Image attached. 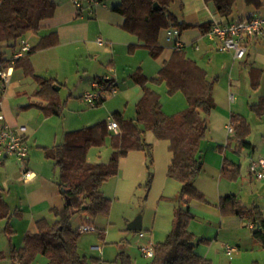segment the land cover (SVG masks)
Listing matches in <instances>:
<instances>
[{
	"label": "trees",
	"instance_id": "trees-1",
	"mask_svg": "<svg viewBox=\"0 0 264 264\" xmlns=\"http://www.w3.org/2000/svg\"><path fill=\"white\" fill-rule=\"evenodd\" d=\"M118 12L124 18L123 29L137 38L138 44L130 45V50L139 46L147 49L152 58H158L163 47L159 42L161 31L171 27L178 30L187 25L179 21L172 11L174 4L181 0H119ZM210 2L214 11L228 17L237 0H205ZM247 5L259 9L264 0H244ZM157 3L154 9L153 4ZM55 0H0V43L15 48L28 33H37L40 24L50 19L56 9ZM212 24H204L207 31ZM260 39V38H259ZM257 39V40H259ZM57 43L54 34L43 37L36 45L29 48L26 57L36 50L45 49ZM182 49H173L169 58L164 61L153 78L145 77L140 70L130 74L131 79L141 87L142 96L134 107V117L126 118L122 113L111 114V120L118 127L115 134L108 129V120L99 121L91 126L68 132L64 141L52 148H45V156L51 160L59 171L58 186L60 194L69 205L61 211H55L56 220L36 221V231L27 233L19 248L11 247L7 253L0 252V259L8 257L12 264H32L37 256H44L47 264H87L84 256L78 252V242L82 235L79 229L71 226V215L83 213L87 215L85 224L94 230L93 218L107 216L110 200L100 190L101 185L115 177L119 170V161L129 152L140 151L145 155L148 171L147 187H149L154 164L153 146L145 139L146 133H152L157 139L168 143L171 155L167 176L178 182L180 186L177 203L174 206V217L170 231L163 242L153 245V256L146 264H210L195 253L193 234L188 231L187 223L193 217L189 210L190 201L209 204V201L194 186L196 177L203 166L199 158L200 144L207 132L206 117L215 108L213 87L216 79L210 80L205 70L193 60L187 58ZM24 58V57H23ZM23 58L17 59L16 66ZM11 59L0 53V69L6 67ZM39 89L34 97L41 103L31 106L40 108L45 116L58 115L62 104L56 99L53 81L39 80ZM101 83L102 80H99ZM105 84V95H110V88L116 89L112 80ZM164 84L168 95L181 93L187 103L182 111L167 115L160 101V95L151 85ZM101 94L96 106L105 100ZM44 103V104H43ZM251 112L257 117L264 115V95L258 102L249 105ZM232 135L228 137L226 146L219 148L233 149L236 153H251L252 145L246 140L250 133V125L245 118L232 114L229 119ZM109 137L111 154L107 162L90 163L87 161L88 150L101 148ZM239 164L224 159L220 177L228 182H235L240 177ZM222 216L233 215L254 223L251 237L264 248V218L257 206L245 207L236 195L220 197L216 206ZM8 217V206L0 198V219ZM6 232L10 237L8 227ZM97 231V230H96ZM9 232V233H8ZM103 232L98 236L103 239ZM98 261V260H97ZM121 264H132L126 255L121 256Z\"/></svg>",
	"mask_w": 264,
	"mask_h": 264
},
{
	"label": "crops",
	"instance_id": "crops-1",
	"mask_svg": "<svg viewBox=\"0 0 264 264\" xmlns=\"http://www.w3.org/2000/svg\"><path fill=\"white\" fill-rule=\"evenodd\" d=\"M238 1L239 0H237L236 3ZM241 1L243 2L245 12H248L246 15L235 13V9H237L235 3L232 13L228 17L220 16L214 11L213 5L205 0H181L180 4H176L179 15L174 13L177 15L179 21H183L187 25V27L181 31H190V43L197 45L198 43H202L200 39L206 35L207 27H201L204 24L217 23L226 25L238 19L264 15V6H261L259 9H254L253 6L247 5L244 0ZM55 2L57 6L53 16L40 24V29L37 33H28L30 36L28 38L23 37L21 40L32 47L43 37L54 34L57 43L48 48L36 50L26 58L25 55L16 66H11L10 62H8L6 67L3 68L7 72V79L3 82L0 81V115L4 118L3 124H7L14 131L21 132L28 147L27 165L28 168L34 172L32 179L23 181L21 178V166L8 156H0V198L8 206V217L1 218L0 220L6 221L2 229L4 234L8 236L6 232L7 227L9 228L8 230L11 231L10 233L8 232L10 234V239L7 245L0 246V252L3 253H7L11 247L19 248L22 245L25 234L34 233L36 231V221L45 219L48 222H53L56 220L55 211H61L66 202L61 196L58 186L59 171L54 166L53 162L45 156V148H52L55 145L61 144L64 141L66 133L85 128L87 124L92 122L89 121V118L92 116L87 113V104L82 100V96L86 89L79 91L77 97L73 93L60 97L58 90L61 87H58V90L54 89L56 85L61 86L56 80L61 71H64V69L61 68H64L63 62H65V59L63 57L64 54L60 52V50L67 48L72 53L74 59L80 58L86 61H89L87 55L91 57L92 53H98L100 56L106 57L107 53L103 48L108 47V45L110 46L111 37L106 33L104 27L110 25L109 27L114 28L115 31L127 32L123 29L124 18L119 14V8L116 10V13L120 15V17L114 15L113 9L107 8L104 4L89 5L82 2L79 8H75L71 0H55ZM181 31L178 40L181 36ZM98 39L104 42L102 46L97 44ZM127 40L134 41L132 38ZM167 41L170 43L169 40ZM186 41H188V39ZM135 44H138V41L134 43V45ZM183 46V50L185 51V45L183 44ZM19 48L20 42L15 48H10L11 55L9 57H6V52L4 51L0 53H4V58L12 59L14 52ZM135 48L143 47L137 46ZM132 50H130L129 47V51ZM172 51L173 48H170L166 58L162 60L161 65L169 58ZM185 53L187 58L193 60L203 70H206L204 65H200L204 60L200 51L197 53L196 51H191V53L185 51ZM226 55L229 63L232 62L228 88L225 83L222 88L219 87L216 89V84L219 79L218 76L213 77V79H216L212 94L215 108L210 112L208 119H206L207 132L203 140L204 142H201V144H204H202V146L200 144L199 153L203 169L196 177L194 186L204 195L207 201H209V204L206 205H210L211 208L216 211L214 218L215 220H219L221 229L224 227L226 231L242 233L245 223L246 225L249 224L246 219L233 215L222 216L216 206L220 197L233 194L238 197L245 207L249 208L251 207L250 205L257 206L264 218V181L257 180L250 172L251 161L264 157V133L261 136L259 144L260 150L254 155L256 143L254 144L253 141L250 140L251 124L248 121L251 117L261 119V117L264 116L257 117L249 109V105L257 103L259 98L264 95V88L261 86L264 75V37L259 40L248 42L245 55L240 60L235 59L233 54ZM94 56L96 55H93V57ZM246 59L249 60L246 61ZM241 60L243 61V68H248L251 90L249 93L242 95V93H239V87H236L235 92L237 95L231 101L229 97L231 95V89L234 88L231 84L232 80H234L233 72L237 66V62ZM102 64L103 63L100 65ZM76 70V73H82L87 79V72H89L87 62L83 65L78 64ZM137 70H140V68ZM158 70L151 77L144 75L141 70L140 72L147 78H153L156 76ZM207 77L209 78L208 74ZM41 79L53 81V90L56 93V99L62 104V110L58 115L45 116L40 108L31 106L33 103H41V100L34 97L35 92L40 87L38 81ZM137 86L141 92L135 91V94L126 101V105L133 104L135 107V104L141 98L142 89L139 85ZM153 86L154 85H151L150 87L155 90ZM116 88H118L117 84ZM227 92L229 95H227ZM107 96L105 95V100L100 105L107 100ZM182 97L184 98V96ZM178 99L180 108H182V106L186 108L187 103L185 98L184 100ZM115 112L123 114V111H114L113 113ZM232 114L245 118L250 125V133L246 140L252 145L253 151L251 153H236L230 148H224L223 151L219 149L226 146L228 137L232 135V133L228 134L226 130V126L229 124V119ZM217 115L219 120L217 119L218 121L215 126L213 125V119L215 121L216 118L214 117H217ZM23 128L24 131H21ZM146 137L147 133L145 139ZM151 140L152 138L150 137L149 140L146 141L151 144ZM166 145L168 146L167 142ZM243 158L244 161H241L240 159ZM224 159L239 164L240 172L242 171V167L246 165L247 174L250 175L249 181L241 179L240 191L234 188L235 186L233 185L236 184H231L235 182H228L220 177V169ZM170 160L171 155L168 156L166 161L167 169ZM252 175L253 178L256 179V182L260 183L258 186H251ZM208 183L214 187V189H208V187H206ZM243 188L249 192L251 201H245L243 199L244 195L241 192ZM13 240H16L15 246H12ZM234 240L236 242L240 241L239 239ZM148 241L149 240H146V242ZM225 255L228 257L226 252ZM236 260H238V258L233 261ZM1 261H7L8 264H12L8 257L0 259V264H2ZM254 263L258 264L257 262H252V264Z\"/></svg>",
	"mask_w": 264,
	"mask_h": 264
},
{
	"label": "rangeland",
	"instance_id": "rangeland-1",
	"mask_svg": "<svg viewBox=\"0 0 264 264\" xmlns=\"http://www.w3.org/2000/svg\"><path fill=\"white\" fill-rule=\"evenodd\" d=\"M82 2L87 4L85 0H82ZM99 4H104L107 8L113 9V14L120 17L116 13L120 5L119 0H102ZM236 5L235 13L242 15L248 13L247 11L245 12L241 0ZM172 11L179 15L176 4L172 6ZM109 26L104 27L106 33L111 37L110 46L103 48L107 53L106 57L100 56L95 52L98 56L94 53L91 54V57L87 55L89 61H86L80 58L74 59L67 48L60 50L64 54L63 57L65 59H62L65 62H63L64 68H61L64 71H61L56 80L61 86H55L56 88L61 87L58 90L60 97L70 93L77 97L79 95L78 92L82 89L92 92V83L99 80H102L103 83L112 80L114 84L118 85L113 94L106 95L107 100L102 105L92 107L87 104V113L92 116L89 118V121L92 122L87 124V127L102 120L108 119L110 121V114L114 111H123L126 118L134 116L133 104L126 105V101L135 94V91H141L130 78V73L140 68L141 72L147 77L154 75L161 66L162 60L166 58L170 48H173L175 34H178V30L173 27L161 31L159 42L164 47V51L160 57L154 59L149 56L144 48H134L129 51V45L137 43V38L127 32L115 31L114 28ZM168 31L173 33V37L169 40L170 43L167 41L169 39L167 36ZM189 32L181 31V36L179 37V42L185 45V51L189 53L191 51H196V53L200 51L204 58L200 65L205 66V71L209 78L213 79V77L218 76L219 80L216 84V89L222 88L225 83L228 88L232 62L229 63L226 54H233V52L223 53V51H219L217 42L206 35L200 39L202 43L191 44ZM29 36L30 34H26L24 37L28 38ZM129 38L134 41L127 40ZM187 39L188 41H186ZM1 51L6 52V57L11 55V50L5 43H0ZM93 55L96 56L93 57ZM85 62H87V68L89 69L87 79L82 73H76L77 65H83ZM242 62V60L237 62L233 72L234 80H232L231 84L234 88L230 92L233 98L237 95L235 92L236 87H239V93H242V95L249 93L251 90L249 71L248 68H243ZM101 63L103 64L100 65ZM261 86L264 88V75ZM153 88L160 94L163 111L167 115H172L185 109V106H182V108L179 106L178 98L184 100L181 93L168 95L164 84L154 85ZM227 95H229L228 92ZM208 116L206 119H208ZM214 118L216 120L214 121L213 119V125L216 126L219 117L217 115ZM254 118L251 117L248 121L251 124L250 140L254 144L256 143L254 151V155H256L260 150L259 144L264 133V116L261 119ZM150 137L152 138L150 142L153 146L154 164L151 169L152 179L149 187L146 186L148 181L147 161L144 157L145 155L140 151L129 152L126 157L120 159L118 175L108 179L100 187L104 196L110 200V208L107 216L100 215L93 218L97 231L92 227V229L88 228V231L82 233L79 239L78 252L85 257L87 264H121L122 255L130 257L133 264H145L148 258L141 254L140 247L146 246L149 242L153 245L163 242L171 229L174 206L178 204L176 199L179 195L180 186L178 182L167 176L166 161L170 155L166 141L159 140L151 133H147L146 140H149ZM110 154L111 148L109 147L108 137L106 144L101 148L92 147L88 150L87 161L90 163H105L108 161ZM240 160L244 161V158ZM241 172V177L235 183H231L236 184L233 186H235L234 188L237 191L241 189V179L249 181L250 175L247 174L246 165L242 167ZM259 184L252 175L251 186H258ZM207 185L208 189H214L209 183ZM241 192L245 201H251L248 191L243 188ZM189 210L193 217L187 223V229L194 237V251L199 256L210 260V264H252V262L264 264V248L252 239L251 231L246 223L242 233L226 231L224 227L221 229L219 220H215L214 214L216 211L210 205L192 200L189 203ZM139 216H141V230L136 233L127 231L125 229L126 225ZM86 218L87 215L83 213L71 215L70 223L72 228L74 230L81 228L85 224ZM5 224V220H0V246L7 245L10 239L2 230ZM100 231L104 234L103 239L98 236ZM139 233L143 235V238H139ZM234 239H239L240 241L236 242ZM146 240L149 241L146 242ZM15 241L13 240L12 246L16 245ZM225 245L236 247L238 251L227 257L224 250ZM237 258L238 260L233 261ZM1 262L2 264H8L7 261ZM47 263L48 261L44 256H37L32 264Z\"/></svg>",
	"mask_w": 264,
	"mask_h": 264
},
{
	"label": "built area",
	"instance_id": "built-area-1",
	"mask_svg": "<svg viewBox=\"0 0 264 264\" xmlns=\"http://www.w3.org/2000/svg\"><path fill=\"white\" fill-rule=\"evenodd\" d=\"M89 5H98L102 0H85ZM75 8L81 6L82 0H71ZM168 40H171L173 33L167 32ZM179 34H175L173 49L184 48L178 40ZM206 36L217 42L219 51L233 52L234 58L240 60L244 57L246 46L248 42L257 40L264 37V15L250 16L249 18L238 19L226 25L214 23L206 32ZM97 44L102 46L104 42L101 39L97 40ZM30 46L23 40L20 41V48L14 52L10 65L13 66L17 59L23 58L29 51ZM7 72L5 69H0V81H6ZM91 91H85L82 100L89 106L94 107L100 99V95L105 92V84L103 82H94L91 85ZM115 88H110V93H114ZM229 99L232 101L233 96L230 95ZM3 116L0 115V156L5 155L12 158L19 166H21V178L23 181H28L34 176V172L28 168V147L25 143L24 137L21 132L12 130L7 124H3ZM108 129L113 132H118L116 123L112 120L108 122ZM228 134H231L232 126L229 123L226 126ZM24 131V128L21 129ZM250 172L259 181H264V157L257 160H252L250 163ZM92 229L89 225L84 224L79 229L80 233H84ZM250 230L255 229L254 223H249ZM139 237H143L139 233ZM238 248L225 245V252L228 256L235 254ZM140 252L143 256L150 259L153 256V244L148 243L144 247H140Z\"/></svg>",
	"mask_w": 264,
	"mask_h": 264
},
{
	"label": "water",
	"instance_id": "water-1",
	"mask_svg": "<svg viewBox=\"0 0 264 264\" xmlns=\"http://www.w3.org/2000/svg\"><path fill=\"white\" fill-rule=\"evenodd\" d=\"M154 9L157 8V3L153 4ZM58 90V88H54ZM66 205H69V201H66ZM127 231L139 232L141 230V216L135 218L133 221L129 222L125 228Z\"/></svg>",
	"mask_w": 264,
	"mask_h": 264
}]
</instances>
